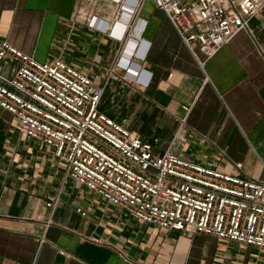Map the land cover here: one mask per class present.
Wrapping results in <instances>:
<instances>
[{
  "label": "crops",
  "instance_id": "0c3cea01",
  "mask_svg": "<svg viewBox=\"0 0 264 264\" xmlns=\"http://www.w3.org/2000/svg\"><path fill=\"white\" fill-rule=\"evenodd\" d=\"M259 1L249 30L207 61L198 45L192 52L183 43L153 0L133 17L128 5L120 16L115 0H0V44L84 72L105 87L101 111L145 142L159 138L158 152L185 122L182 158L264 182ZM120 60L129 71L116 66ZM113 67L118 80L109 77ZM138 71L149 75L148 85L123 79ZM15 122L0 107V264H264L257 248L140 223L68 181L49 148L20 136Z\"/></svg>",
  "mask_w": 264,
  "mask_h": 264
},
{
  "label": "built area",
  "instance_id": "2783aa9c",
  "mask_svg": "<svg viewBox=\"0 0 264 264\" xmlns=\"http://www.w3.org/2000/svg\"><path fill=\"white\" fill-rule=\"evenodd\" d=\"M115 1L122 3L120 16L129 6L130 17L145 2ZM153 1L183 43L192 52L198 45L206 61L249 30L263 6L259 0ZM116 66L129 71L131 64L120 60ZM142 73L127 72L123 79L144 87L150 77ZM109 75L120 78L115 67ZM104 94L105 87L60 58L40 63L8 42L0 44V107L15 117L20 136L49 148L68 181L140 223L264 251V182L182 158L177 151L187 141L185 122L158 152L159 138L145 142L125 121L101 111Z\"/></svg>",
  "mask_w": 264,
  "mask_h": 264
},
{
  "label": "bare ground",
  "instance_id": "6f19581e",
  "mask_svg": "<svg viewBox=\"0 0 264 264\" xmlns=\"http://www.w3.org/2000/svg\"><path fill=\"white\" fill-rule=\"evenodd\" d=\"M124 22V21H123ZM127 61V60H126ZM125 63V62H124Z\"/></svg>",
  "mask_w": 264,
  "mask_h": 264
}]
</instances>
